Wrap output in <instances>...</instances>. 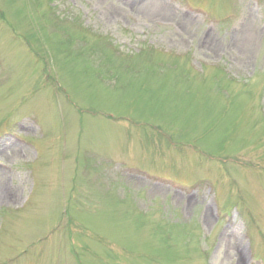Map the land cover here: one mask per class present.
Wrapping results in <instances>:
<instances>
[{"label": "rangeland", "instance_id": "374dc122", "mask_svg": "<svg viewBox=\"0 0 264 264\" xmlns=\"http://www.w3.org/2000/svg\"><path fill=\"white\" fill-rule=\"evenodd\" d=\"M0 192V264H264V0H0Z\"/></svg>", "mask_w": 264, "mask_h": 264}, {"label": "bare ground", "instance_id": "6f19581e", "mask_svg": "<svg viewBox=\"0 0 264 264\" xmlns=\"http://www.w3.org/2000/svg\"><path fill=\"white\" fill-rule=\"evenodd\" d=\"M153 6H154V5H153ZM153 8H159V9H160L161 7H159V6L155 5ZM0 193H1V192H0Z\"/></svg>", "mask_w": 264, "mask_h": 264}]
</instances>
